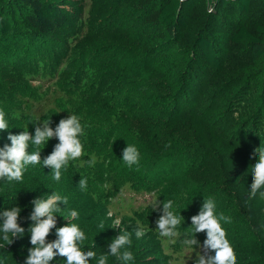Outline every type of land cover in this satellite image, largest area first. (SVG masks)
<instances>
[{
  "label": "rangeland",
  "instance_id": "1",
  "mask_svg": "<svg viewBox=\"0 0 264 264\" xmlns=\"http://www.w3.org/2000/svg\"><path fill=\"white\" fill-rule=\"evenodd\" d=\"M52 1L66 19L45 36L26 27L18 2L1 8L17 25L0 37V109L9 125L0 131V148L10 145L9 133L28 128L34 135L45 120L55 129L70 115L80 119L85 138L92 140L99 126L105 140L95 151L85 142L84 155L69 162L59 181L42 163L59 143L55 137L40 146L41 163L28 165L22 181L0 180L1 212L20 207L18 223L25 229L5 246L7 264H24L33 247L32 201L52 192L66 196L68 204H60L63 210L46 240L54 241L56 228L71 222L62 216L76 210L73 222L87 237L82 248L97 254L89 264L108 253L120 231L132 234L134 259L127 264H194L202 248L183 247L182 235L175 242L160 237L155 222L162 202L171 199L184 218L178 231L188 232L191 217L208 198L218 216L231 218L221 224L236 264H264V225L257 226L264 223V198L259 192L249 198L252 165L259 159L252 153L264 147V58L253 61L247 43L230 40L242 21L257 33L264 0H251L249 10L236 17L212 0H194L193 9L181 0L183 22L169 39L157 19L158 0ZM199 37L212 43L218 66L207 63ZM129 49L161 57L155 67L132 76ZM127 143L140 153L131 168L122 161ZM35 150L29 145V153ZM80 178L87 179L86 190L79 188ZM137 225L145 233L140 238ZM196 239L203 245L206 232ZM50 264H66V258L56 256ZM108 264L124 262L109 255Z\"/></svg>",
  "mask_w": 264,
  "mask_h": 264
},
{
  "label": "clouds",
  "instance_id": "2",
  "mask_svg": "<svg viewBox=\"0 0 264 264\" xmlns=\"http://www.w3.org/2000/svg\"><path fill=\"white\" fill-rule=\"evenodd\" d=\"M6 113L0 109V131L9 129ZM84 134V128L81 125L80 119L76 115H70L67 118H62L58 125L53 129L50 126V120H45L42 126L35 127L34 135L30 134L28 128L24 129L19 134H11L7 139L11 142L10 145L5 144L0 148V180L7 181L23 180V174L28 165H36L41 163L40 146L55 137L58 139L53 151L43 159L44 167H50L54 180L61 179L62 171H67L70 161L77 160L84 155L83 145L80 136ZM29 145L34 146L37 150L28 152ZM259 153L258 161L252 165L253 183L250 185V199L255 198L257 193L264 198V147H258L252 153L254 157ZM140 153L137 147L133 144H128L123 149L122 161L131 168L139 164ZM89 165L95 163L94 159L88 161ZM87 179L80 178L78 186L81 190H86ZM65 206L68 204V198L61 196L57 192L46 194L43 197L35 198L32 201L34 208L28 217L33 223L29 227L30 243L33 245L28 250L29 254L24 261V264H50L56 256L66 258V264H89L90 259L96 258V252L92 250L85 251L82 248L84 241L87 239L85 233L80 229L78 224L73 220L77 219L79 214L76 210H69L67 216H62L71 221L66 226L56 228V239L48 242L46 238L50 231L56 227V215L63 209L60 204ZM159 201L154 206L153 210H157ZM216 203L213 199H204L202 207L197 215L191 217L190 231L181 234L178 227L184 218L177 214L174 210V201L164 200L162 202V214L156 220L159 236L167 238L173 242L180 239L183 247L202 248L203 254L198 253L194 264H236L235 251L227 239V233L222 227L221 221L231 223V218L226 217L223 213L216 214ZM21 208L13 206L2 213L3 222L0 224V248L13 243V238L22 237L25 229L20 226L18 219ZM103 228V223L99 225ZM116 227H119V221L116 222ZM206 232V239L203 245H200L196 239V234ZM144 229L137 225L135 230L136 238L144 235ZM131 233L128 231H120V234L112 239L108 244V253L102 254L97 259V264H108V257L111 255L117 260L124 262L134 259L133 253L129 250L132 239ZM214 255L210 254L213 253Z\"/></svg>",
  "mask_w": 264,
  "mask_h": 264
},
{
  "label": "trees",
  "instance_id": "3",
  "mask_svg": "<svg viewBox=\"0 0 264 264\" xmlns=\"http://www.w3.org/2000/svg\"><path fill=\"white\" fill-rule=\"evenodd\" d=\"M193 1L187 0L185 4L193 9V6L190 5ZM17 2L23 7L21 11L26 27L40 33L42 36L57 30L65 22L66 16L63 9L52 0H0V37L10 36L17 25L11 16L1 11V8L12 6L15 8V5H18ZM157 3V19L159 24L164 28L166 38L169 39L174 35L176 27L183 22V16L180 11L181 0H158ZM195 3H199V1L195 0ZM212 4L216 5L217 9L224 10L226 13L236 17L237 15L240 16L239 13L245 14L249 10L251 0H212ZM233 6H236L235 10L231 9ZM261 21L255 25L257 33H254L249 28V25L242 21L230 35L232 42H244L249 45L251 59L253 61L264 58V19ZM258 32H261L263 35H258ZM196 42L207 63L218 66L219 64L215 59L212 43L203 37H199ZM160 57L159 55L153 54L140 56L133 49H129L128 71L132 76H139L144 71L155 67ZM88 93L90 91L86 89L85 94ZM93 103L94 100L92 99L91 105H94ZM103 133V129L97 126L95 137L92 140L85 138L83 135V146L85 147L84 144L87 142L90 151H95L98 144V150H101L103 141L105 140L102 137ZM143 170L145 171L147 168ZM0 215H2L1 209ZM261 225H264V223L258 224L257 226L261 227ZM8 255L9 252L6 247L0 248V264H7Z\"/></svg>",
  "mask_w": 264,
  "mask_h": 264
}]
</instances>
